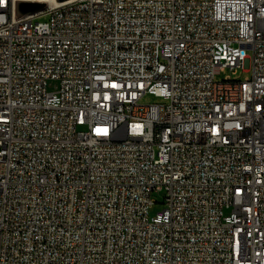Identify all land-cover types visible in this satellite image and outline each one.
<instances>
[{
  "label": "built area",
  "instance_id": "1",
  "mask_svg": "<svg viewBox=\"0 0 264 264\" xmlns=\"http://www.w3.org/2000/svg\"><path fill=\"white\" fill-rule=\"evenodd\" d=\"M0 264H264V0H0Z\"/></svg>",
  "mask_w": 264,
  "mask_h": 264
},
{
  "label": "rangeland",
  "instance_id": "2",
  "mask_svg": "<svg viewBox=\"0 0 264 264\" xmlns=\"http://www.w3.org/2000/svg\"><path fill=\"white\" fill-rule=\"evenodd\" d=\"M30 9H33L32 7H39L38 3H30L29 5ZM19 12H24L21 9V5H19ZM48 15L44 14V15H40L37 17L38 20H45L47 19ZM232 72L229 68L223 69L221 70L218 74H217V79L218 80H222L224 78H226L227 76L231 75ZM251 75V70L245 71L242 68L237 70L236 73L233 75L235 79H244L246 76ZM161 101V99L153 94L147 93L142 97V102L148 103V102H158ZM157 199L159 200L158 202H156L154 204V206L151 209V212L154 213L156 211L161 210L164 207V204L162 203L163 200V193H157L156 194Z\"/></svg>",
  "mask_w": 264,
  "mask_h": 264
},
{
  "label": "water",
  "instance_id": "3",
  "mask_svg": "<svg viewBox=\"0 0 264 264\" xmlns=\"http://www.w3.org/2000/svg\"><path fill=\"white\" fill-rule=\"evenodd\" d=\"M30 3H34V2H30ZM30 3H22V4H21V9H22V11L38 10V9L44 7V5H45L44 3H40V2H38L39 5H40L38 8H37V7H32L33 9H30V8H29L30 6H27V5H29Z\"/></svg>",
  "mask_w": 264,
  "mask_h": 264
},
{
  "label": "bare ground",
  "instance_id": "4",
  "mask_svg": "<svg viewBox=\"0 0 264 264\" xmlns=\"http://www.w3.org/2000/svg\"><path fill=\"white\" fill-rule=\"evenodd\" d=\"M51 1H55L56 3H58L60 0H51ZM34 3H38V2H35ZM39 4V3H38ZM40 6V5H39ZM38 8V7H37ZM36 10H30V11H24V12H19V5L16 6V15H26V13H29V12H34Z\"/></svg>",
  "mask_w": 264,
  "mask_h": 264
}]
</instances>
